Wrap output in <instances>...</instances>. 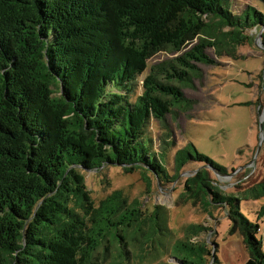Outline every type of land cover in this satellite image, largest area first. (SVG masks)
Instances as JSON below:
<instances>
[{"label":"trees","instance_id":"trees-1","mask_svg":"<svg viewBox=\"0 0 264 264\" xmlns=\"http://www.w3.org/2000/svg\"><path fill=\"white\" fill-rule=\"evenodd\" d=\"M229 3L0 0V264H97L101 247L115 246L117 257L130 253V229L154 256L158 243L179 264H205L206 255L215 262L212 226L189 223L165 246L161 238L172 231L158 205L149 211L129 203L119 189L96 203L85 182L84 171L120 165L126 173L143 170L149 187L164 185L190 161L200 164L182 183L184 202L198 201L210 216L223 207L229 232L247 251L243 264H264L257 236L264 204L256 221L240 209L241 196L264 195V179L241 196L225 193L210 170L229 171L191 144L174 152L169 174L166 154L159 158L147 133L152 119L164 122L172 108L189 106L181 86L197 73L194 62H213L205 48L221 54L248 40L246 31L264 28L262 10L248 5L238 13ZM261 36L264 45V30ZM161 50L180 53L149 65Z\"/></svg>","mask_w":264,"mask_h":264},{"label":"rangeland","instance_id":"rangeland-1","mask_svg":"<svg viewBox=\"0 0 264 264\" xmlns=\"http://www.w3.org/2000/svg\"><path fill=\"white\" fill-rule=\"evenodd\" d=\"M229 5L238 13L248 5L264 12V2L261 0H230ZM263 30L264 28L256 31L254 28L246 31L244 34L249 36L248 40L231 49L221 50V54L217 53L214 46L205 48V54L213 62H194L197 73L191 75L189 86H181L185 97L191 100L189 106L172 108L164 122L155 119L150 121L147 133L151 137L152 149L158 152L161 159L164 153L166 154L165 168L169 174H174V152L186 144H191L199 153L208 156L229 171L230 176H221L210 170V177L216 180L225 193H240L241 196L242 193L251 192L249 191L251 187L264 179V45L261 36ZM240 38L243 39L242 36ZM198 41L197 37L194 38L184 50ZM179 53L161 50L149 59L148 64L160 63ZM147 72L148 69L137 77L132 98L141 93V80ZM199 164L190 161L174 182L164 185L156 184L154 180L149 187L143 179V170L126 173L120 165H112L100 171H84L85 182L96 203L113 190L119 189L129 203L141 202L149 211L154 205H158L167 218L169 230L172 231L170 236L161 238L165 246H170L176 238L183 236L187 224L202 223L213 227L212 240H215L218 246L217 260L212 262V256L206 255L205 264H243L247 258V251L241 236L229 232L230 221L224 215V208H213L210 216L203 211L198 201L184 202L181 197L184 179ZM263 204L264 195L251 199L241 196L240 209L251 221H256L257 211ZM258 223L260 230L257 236L261 239L264 251V216ZM142 241L141 234L139 232L134 234L130 229L127 236V250L130 252L128 255L117 257L115 246H108V250L101 247L95 254L96 262L97 264L176 262L168 247L161 252V247L157 243V250L160 253L156 252L154 256L148 252L150 250L148 244ZM208 247L213 249L209 242Z\"/></svg>","mask_w":264,"mask_h":264},{"label":"water","instance_id":"water-1","mask_svg":"<svg viewBox=\"0 0 264 264\" xmlns=\"http://www.w3.org/2000/svg\"><path fill=\"white\" fill-rule=\"evenodd\" d=\"M261 30H262V29H261ZM261 30H260V31H261ZM259 33H260V32H259ZM262 123H263V121L261 120V123H260V126H261V127H262Z\"/></svg>","mask_w":264,"mask_h":264}]
</instances>
